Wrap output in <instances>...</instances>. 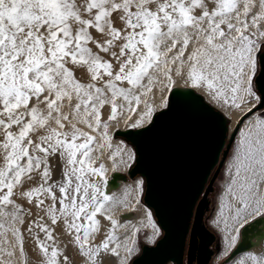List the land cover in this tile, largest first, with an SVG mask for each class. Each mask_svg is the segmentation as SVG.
<instances>
[{
  "label": "snow or ice",
  "instance_id": "6c2138e0",
  "mask_svg": "<svg viewBox=\"0 0 264 264\" xmlns=\"http://www.w3.org/2000/svg\"><path fill=\"white\" fill-rule=\"evenodd\" d=\"M261 24L264 0H0V264H20L25 233L43 264H69L53 226L85 264H134L137 242L117 234L113 216L128 193L107 194L108 169L96 165L106 151L113 168L135 159L112 145L113 122L152 124L149 97L158 88L167 108L174 76L232 108L264 107V87H254L258 68L264 79ZM235 160L229 251L242 233H264V114L243 132ZM98 217L111 224L103 234ZM147 224L155 242L151 212ZM238 264H264V252Z\"/></svg>",
  "mask_w": 264,
  "mask_h": 264
},
{
  "label": "water",
  "instance_id": "95a60500",
  "mask_svg": "<svg viewBox=\"0 0 264 264\" xmlns=\"http://www.w3.org/2000/svg\"><path fill=\"white\" fill-rule=\"evenodd\" d=\"M254 82L259 93L264 87L260 69ZM258 111L264 114L259 103L252 113ZM237 130L229 138V124L222 112L188 90L172 92L168 108L158 112L148 127L116 132L135 147L137 158L129 175L145 179L144 203L163 231L154 245L142 247L134 264L213 262L217 235L204 218ZM127 177L116 173L111 185L116 187ZM261 252L264 233H242L236 248L219 264H230L244 253Z\"/></svg>",
  "mask_w": 264,
  "mask_h": 264
},
{
  "label": "bare ground",
  "instance_id": "6f19581e",
  "mask_svg": "<svg viewBox=\"0 0 264 264\" xmlns=\"http://www.w3.org/2000/svg\"><path fill=\"white\" fill-rule=\"evenodd\" d=\"M262 25L264 28V24ZM80 75H81L80 73H77L78 77ZM173 78L175 80V85L172 87L170 91L166 90L165 93L163 94V99H166L167 102H169L170 95L172 94V92L174 91L187 92L188 91L183 88V85H186L183 79L175 77V76ZM187 87H189L190 90L195 91L198 94H200L206 100V102H208L210 105H212L217 110L222 112V114L225 116L229 124V134H232L237 128H241V131L244 132L245 129L249 126L250 122L254 121L259 116L258 112H255V113L248 112V107H252V111H253L254 108L257 106L258 102L252 101L251 104L243 106V111H241V110L232 108L228 106L227 104H224L223 102H217L213 100L212 97L209 96L208 93L204 90H201L199 88H191L190 86H187ZM161 99H162L161 93L159 92L158 88H154L153 93L149 97V101L156 108L154 116L158 112H161L167 109V108L159 107L161 103ZM141 107H143V105H141ZM102 111L104 113L103 118L106 119L107 109H104ZM133 119H135V116H133ZM128 130H139V129H132L129 127H125L123 122H121L119 125L113 122V125L110 128V134L112 136L111 143L114 147L117 145H123L127 148L123 140L115 138V134L118 131H128ZM110 155H111V152H107V151L104 152L103 155L100 156L99 160H97L96 165L99 166L100 163H104L106 168L108 169L107 173H109V175L106 176V179L108 181V185L106 189L107 194L117 198L118 201H123L125 200V193L126 192L128 193L126 202L117 203L113 211L114 218L118 220L120 225H123V227H119V230L121 231V235L129 234V236L137 237L136 230L140 226H144L145 228L144 227L143 228L149 230L150 235H153V229L147 224V213L150 211L146 208V206L142 203L140 199L141 188L139 186V182L136 179L130 178L126 182L120 181L116 185V187L111 185V182H112L111 176L113 174L118 173V174H124V175L129 176L130 164L128 166L118 165L117 167L113 168L112 161L109 159ZM117 160H119V158H117ZM27 188H28V185H25V190H27ZM225 196H226V202H227L228 208L224 209L220 207L219 205L212 219V222H210V225L212 226V229H214V231L222 230V232L228 233V229H226V222L229 221V216H230L229 209L234 208L236 206V200L233 195L229 194V192H226ZM17 203L24 204L25 207L28 206L26 201H23V200H17ZM134 212H137V214H134ZM100 219H101V234H103L104 230L109 228L111 224H110V221H107L104 218H100ZM152 220L155 223L153 217H152ZM26 227H27V219H26L25 225L22 227V231ZM53 228L55 229L53 231V238L56 241L59 248L64 253V255H67L69 257V264H85V258H83L79 254L78 249L74 246V244L71 243L72 238L69 237L66 233H62L59 226H53ZM101 237H97V242L99 239H101ZM41 239H43V234H41ZM150 245H153V244H150ZM24 249H25V257L20 259V264H43V257L39 251L38 246L30 237L27 236L26 233H25ZM228 253L230 254V252ZM247 254L249 253H244V254L239 255L230 264H238V261L244 258ZM228 255L222 256V255L217 254L216 256H214L212 263L218 264L224 258L228 257ZM167 264H174V262L169 261Z\"/></svg>",
  "mask_w": 264,
  "mask_h": 264
},
{
  "label": "rangeland",
  "instance_id": "374dc122",
  "mask_svg": "<svg viewBox=\"0 0 264 264\" xmlns=\"http://www.w3.org/2000/svg\"><path fill=\"white\" fill-rule=\"evenodd\" d=\"M261 27L263 28L262 24H261ZM94 35H95V33H94ZM258 72H259V68H258L257 74H258ZM254 87L256 89L255 82H254ZM183 88L186 89V90H190V88L187 87V85H183ZM168 105H169V102H168ZM258 113H259V116L262 115L260 111H258ZM242 134H243V131H241V128H238L236 136H235V139H234V141H233V143L231 145V148H230V150L228 152V155L226 157L224 166H223V168H222V170H221V172H220V174H219V176H218V178H217V180L215 182V185H214L215 189L210 195L211 205H210V208L207 211V213L205 215V218H204V221H205V224L207 225V227L209 229H211L213 232H215L216 235H217V240H216L215 244L213 245V249L215 251V255L214 256H216L217 254L225 256V253H228V252L232 251V250L229 251V249L227 247V241H226L227 232H222V230L221 231L220 230L219 231H216V230L214 231V229H212V226L210 225V222H212V219H213V217H214L219 205H220V207H222L224 209L228 208V205H227V202H226L225 193L228 192L229 185H230L231 181L235 177V167H234V165L236 163L235 157L238 154L239 144H240V140L242 138ZM230 135L231 134H229V138H230ZM115 138L123 140L125 142L127 148L131 149V151L135 154V159L130 162V170H131L132 167L135 165V161H136V158H137L135 147L129 141H127L125 138L117 136V134H115ZM108 175H109V173H106V176H108ZM113 175L111 176V179H112ZM130 178L131 177L129 175L126 180H121V181H125L126 182ZM133 179H136L139 182V186L141 188V190H140V199H141L142 203L146 206V208L152 213V217H153V219H154V221H155V223H156V225L158 227V231L160 232L157 235L155 242H152L151 238H152L153 235H150V231L147 230V229H144L145 228L144 226H140L138 228L137 237H133L136 240L137 246H138V251L135 254V256L133 257V260H134L136 257H138L141 254L142 247L144 245H150V244L154 245L163 236V231L160 228V226H159V224H158V222L156 220L154 212L144 203L143 198H144L145 184H146L145 183V179L142 176H140V175L135 177V178H133ZM140 182H142V186H141ZM134 214H137V212H134ZM117 234L122 239L125 238L126 236H129V234L121 235V231L119 230V228L117 230ZM99 240H98V242H99ZM211 264H213V263H211Z\"/></svg>",
  "mask_w": 264,
  "mask_h": 264
},
{
  "label": "trees",
  "instance_id": "16d2710c",
  "mask_svg": "<svg viewBox=\"0 0 264 264\" xmlns=\"http://www.w3.org/2000/svg\"><path fill=\"white\" fill-rule=\"evenodd\" d=\"M145 193V192H144Z\"/></svg>",
  "mask_w": 264,
  "mask_h": 264
}]
</instances>
